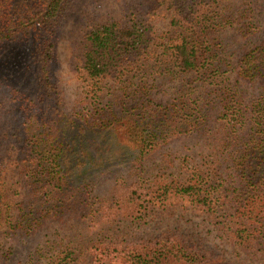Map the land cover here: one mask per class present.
Listing matches in <instances>:
<instances>
[{
  "label": "trees",
  "instance_id": "trees-1",
  "mask_svg": "<svg viewBox=\"0 0 264 264\" xmlns=\"http://www.w3.org/2000/svg\"><path fill=\"white\" fill-rule=\"evenodd\" d=\"M72 1L0 0V44H17L5 60L12 62L0 65L16 70L24 61L30 62L37 84L34 95L22 87L10 88L9 100L22 118L18 127L0 138L3 148L7 140L15 142L7 159L16 166L32 200L18 208L17 223L10 227L24 234L60 215L70 203L72 188L59 181L55 172L68 163L69 144L58 133L60 129H54L53 120L60 97L55 79V34ZM171 6L167 30L158 31L144 22L136 7L129 8L132 14L126 21L107 20L89 29L81 52L82 69L93 83L102 81V111L94 108L95 113L91 110L89 115L99 117L93 124L100 125L102 132H121L135 142L128 159L137 165L171 139L193 136L201 141L196 144L202 146L198 156H185L182 164L202 168L193 167L183 183L171 184L170 180L159 189L185 195L209 212L228 200L241 204L243 209L236 204L239 213L227 220L237 242L251 258L264 263V40L236 54L227 39L230 29L235 31V39H245L257 29L246 0H171ZM106 79L112 84H103ZM100 88H92L91 97L98 98ZM163 160L173 163L169 156ZM203 166H235L238 185L224 188L221 180H213L216 168ZM141 167L136 166L133 173L136 180L120 184L110 196L102 197L98 217V212L81 207L91 214L93 231L102 232L106 241L102 259L114 251L122 253L128 264H166L167 257L181 258L183 264H210L187 247L139 250L131 248L137 247L134 242L106 238L114 236L111 230L116 224L144 222L163 203L152 197L134 202L131 193H142L140 187L134 188L144 179ZM82 188L87 190L89 185ZM125 209L127 214L120 215ZM1 257V264H39L32 255L13 263L7 251ZM67 263L60 256L46 262Z\"/></svg>",
  "mask_w": 264,
  "mask_h": 264
},
{
  "label": "rangeland",
  "instance_id": "rangeland-1",
  "mask_svg": "<svg viewBox=\"0 0 264 264\" xmlns=\"http://www.w3.org/2000/svg\"><path fill=\"white\" fill-rule=\"evenodd\" d=\"M246 1L252 10L251 19L256 21L257 29L245 39H235V31L229 30L231 36L227 39L232 42L231 47L236 54L264 40V0ZM130 7L140 9L144 22L158 31L170 28L173 13L171 0H73L59 21L55 34L54 55L55 79L60 97L58 114L53 122L54 129H60L58 133L65 135L69 145H66L68 163L55 168V172L59 181L72 188L68 193L70 203L62 207L60 215L41 222L29 234L10 228L17 223L18 208L26 207L32 200L28 188L23 187L24 182L16 166L10 165L7 159V155L14 151L15 142L7 140L4 148L0 145V264L3 263L1 258L4 260L1 256L6 251L11 253L12 263L32 255L39 259V264H46L54 256L64 258L67 264H128L122 253L114 251L102 259V248H105L106 241L102 239V232L99 234L93 231L91 214L81 207L98 212V217L102 211V197L110 196L116 186L136 180V175L133 174L136 166H142L141 171L145 172L142 174L144 179L134 187H140L142 193H131L134 202H139V198L152 197L163 203L157 206L144 222L116 224L114 231L111 230L112 234L115 232L114 236L106 237L108 240L117 238L116 241L134 242L133 245L137 247L131 248L139 250L169 246L171 250L176 251L180 250V247H187L202 254L205 262L210 264H264L251 258L248 251L234 237V229L227 219L231 214L239 213L236 212L237 203L228 200L219 204L216 211L209 212L203 205L195 203L185 195L173 194L171 189L165 192L159 189L164 184L169 185L170 180H173L171 184L183 183L190 178L193 167L202 168L182 164L185 156H198L202 146L196 144H202L201 141L193 136L171 139L166 146L148 155L141 165H137L128 159L135 142L121 132H102L100 125L93 124V120L99 117L90 116L89 111L93 110L95 113L94 108L102 111V81L93 83L82 69L81 52L85 45V35L91 27L107 20L130 19ZM11 42L0 44L1 65L12 62L5 61L13 54L14 48H11L17 45L15 41ZM1 65L0 138L4 133L10 134L8 131L12 128L18 127L17 122L22 118L15 104L9 100L10 88L22 87L33 95L37 89L30 62L24 61L16 70ZM103 84L111 85L112 81L106 79ZM97 86L101 87L97 89L99 97L93 98L90 90L96 89ZM49 118L52 119V115ZM166 156L173 158L172 165L163 160ZM13 157L16 158V155ZM203 167L216 168L213 171V180L215 183L221 180L224 188L237 186L239 183L235 166ZM166 177V181H161ZM82 182L89 185L87 190H82ZM80 201L87 202L83 204L79 203ZM237 206L243 209L241 204ZM127 212L125 209L119 211V214L125 216ZM162 239H168L172 243ZM68 252L71 255H68ZM163 261L166 264L184 263L177 257H167Z\"/></svg>",
  "mask_w": 264,
  "mask_h": 264
}]
</instances>
